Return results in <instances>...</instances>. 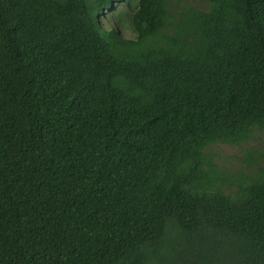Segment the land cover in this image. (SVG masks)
I'll return each mask as SVG.
<instances>
[{
	"label": "trees",
	"instance_id": "1",
	"mask_svg": "<svg viewBox=\"0 0 264 264\" xmlns=\"http://www.w3.org/2000/svg\"><path fill=\"white\" fill-rule=\"evenodd\" d=\"M172 1L0 0V264H264V0Z\"/></svg>",
	"mask_w": 264,
	"mask_h": 264
},
{
	"label": "rangeland",
	"instance_id": "2",
	"mask_svg": "<svg viewBox=\"0 0 264 264\" xmlns=\"http://www.w3.org/2000/svg\"><path fill=\"white\" fill-rule=\"evenodd\" d=\"M186 1L199 9L207 6V0ZM172 4H176L175 0L172 1ZM120 31L127 38H134L135 36L129 27L121 28ZM209 153L213 162L219 166L223 173L230 176L241 174L254 176L259 169L264 167V132L255 133L249 143L240 147L218 143L210 147ZM248 156H253L254 160L249 161Z\"/></svg>",
	"mask_w": 264,
	"mask_h": 264
}]
</instances>
